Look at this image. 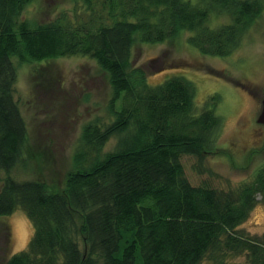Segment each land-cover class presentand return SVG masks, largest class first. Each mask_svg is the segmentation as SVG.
<instances>
[{
	"label": "trees",
	"instance_id": "16d2710c",
	"mask_svg": "<svg viewBox=\"0 0 264 264\" xmlns=\"http://www.w3.org/2000/svg\"><path fill=\"white\" fill-rule=\"evenodd\" d=\"M32 1L0 0V219L23 210L34 229L4 264H264V234L241 229L258 195L264 203V166L228 191L193 186L185 174L184 157L202 164L219 153V96L199 108L192 82L152 85L133 63L137 44L182 38L201 55L229 57L264 0H66L69 12L41 24L22 19ZM70 57L108 76L106 115L83 126L64 190L17 181L9 173L27 164L30 140L14 95L20 67ZM37 85L51 88L47 78Z\"/></svg>",
	"mask_w": 264,
	"mask_h": 264
},
{
	"label": "rangeland",
	"instance_id": "374dc122",
	"mask_svg": "<svg viewBox=\"0 0 264 264\" xmlns=\"http://www.w3.org/2000/svg\"><path fill=\"white\" fill-rule=\"evenodd\" d=\"M70 9L66 0H33L22 19L33 24L46 23ZM228 21V17L221 18V24ZM185 39L173 46L139 43L133 50V63L145 68L152 85L173 76L192 82L199 108L212 96H219L216 113L223 119L216 145L219 153L207 156L202 164L196 157L186 156L183 165L193 186L235 190L252 181L264 166V126L257 123L264 90V12L245 35L241 47L229 57L201 55L188 48ZM45 78L50 79L51 88L37 85ZM14 95L29 128L30 140L25 153L27 164L16 166L10 177L22 182L40 179L54 190H64L83 126L96 116L106 115L111 95L108 76L96 61L84 57L24 64ZM115 144L113 138L106 150L111 151ZM257 201L241 226L252 236L264 234L261 195ZM7 225L11 229L8 238L2 229ZM0 227L4 237H0V264H4V259L27 249L34 229L23 210L0 219ZM201 264L216 263L206 258Z\"/></svg>",
	"mask_w": 264,
	"mask_h": 264
},
{
	"label": "water",
	"instance_id": "95a60500",
	"mask_svg": "<svg viewBox=\"0 0 264 264\" xmlns=\"http://www.w3.org/2000/svg\"><path fill=\"white\" fill-rule=\"evenodd\" d=\"M257 123L264 126V90H263L262 111L257 119Z\"/></svg>",
	"mask_w": 264,
	"mask_h": 264
}]
</instances>
